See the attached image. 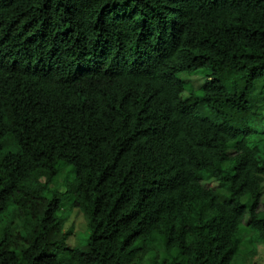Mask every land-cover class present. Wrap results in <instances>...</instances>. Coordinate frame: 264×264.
Returning <instances> with one entry per match:
<instances>
[{
    "label": "trees",
    "instance_id": "trees-1",
    "mask_svg": "<svg viewBox=\"0 0 264 264\" xmlns=\"http://www.w3.org/2000/svg\"><path fill=\"white\" fill-rule=\"evenodd\" d=\"M244 231L253 257L264 0H0V264H234Z\"/></svg>",
    "mask_w": 264,
    "mask_h": 264
},
{
    "label": "rangeland",
    "instance_id": "rangeland-1",
    "mask_svg": "<svg viewBox=\"0 0 264 264\" xmlns=\"http://www.w3.org/2000/svg\"><path fill=\"white\" fill-rule=\"evenodd\" d=\"M210 69L208 68H202L199 70H196L194 72H184V73H179L177 74V77L179 79H181L182 81H184L186 83V90L187 92H185L183 94V97L186 99L189 97V92L191 90H194L195 93L197 95L200 94L199 92V88H201L203 86V84L205 83V80L207 78V76L210 74ZM73 166L69 165L66 168V176L67 179L66 181L69 184H72V182L74 181V175L70 174V170H73ZM205 186H209V187H217V183L216 181H208V182H204ZM70 186L65 185L62 186L61 188V192H67L69 190ZM64 198V196L62 197ZM70 223L75 225V230L74 232L76 234L81 233L84 229H85V219L83 218L82 214L75 212L74 215L71 218ZM244 228V225L241 226V230ZM246 232H241L240 234H242V238L243 241L244 239L247 237L245 236V238L243 237V235ZM250 251V246L248 245V238H246V242L242 245L241 249H240V255L239 257L236 259L234 264H264V245H260L258 246L257 250H256V255L253 257H250L248 255Z\"/></svg>",
    "mask_w": 264,
    "mask_h": 264
}]
</instances>
